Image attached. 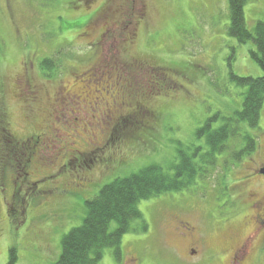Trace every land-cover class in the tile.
I'll return each instance as SVG.
<instances>
[{
  "label": "rangeland",
  "instance_id": "obj_1",
  "mask_svg": "<svg viewBox=\"0 0 264 264\" xmlns=\"http://www.w3.org/2000/svg\"><path fill=\"white\" fill-rule=\"evenodd\" d=\"M38 1L0 0V117L6 112L10 120L8 127L5 117L0 124V264L12 247L15 264L54 262L62 236L81 224L85 201L101 186L149 165L169 171L178 148L202 141L194 132L206 118L241 108L246 89L228 78V69L238 76L263 73L249 55L254 43L239 45L227 34L228 0H91L89 7L85 0H53L54 7ZM63 5L71 6L75 22H86L88 12L92 19L74 33L66 28ZM244 20L250 31L264 22V0H247ZM49 54L64 65L47 87L74 83L79 98L60 101L53 115L35 109L32 117L10 84L28 77L26 71L44 83L34 65L39 71L38 62ZM171 62L198 76L170 70ZM160 106L164 113L155 117ZM3 128L15 139L5 140ZM245 128L258 138L254 153L233 168L224 167L223 157L190 189L140 201L144 222H132L123 234L120 259L106 248L96 264H224L227 234L237 229L242 237L252 228L240 226L245 212L234 214L214 197L237 200L239 210L247 190L264 195L263 178L244 184L264 162V98L258 128ZM178 220L198 235L203 247L191 246L194 254L178 235ZM206 247L222 258L209 261ZM258 257L254 253L246 264H258Z\"/></svg>",
  "mask_w": 264,
  "mask_h": 264
},
{
  "label": "trees",
  "instance_id": "obj_2",
  "mask_svg": "<svg viewBox=\"0 0 264 264\" xmlns=\"http://www.w3.org/2000/svg\"><path fill=\"white\" fill-rule=\"evenodd\" d=\"M52 1L38 2L42 6H51ZM246 1L228 0L229 22L227 34L235 39L239 45L250 40L254 43L255 49H250L249 55L263 73L257 77L238 76L233 73L232 69H228V78L238 86L246 89L241 108L227 116L216 112L206 118L204 123L197 127L194 132V136L196 139L202 140L200 142L202 144H190L185 148H178L175 159L169 165V171H164L159 165H149L132 174L117 177L101 186L93 198L85 201V216L81 224L71 228L62 236L59 255L51 264H96L106 248H111L114 256L120 259V243L123 234L130 229L132 222L136 220L144 222L142 213L138 209L140 201L159 197L166 193L181 192L188 189V187L190 189L191 186L200 183L199 181H204L215 170L221 158L224 157L223 164L225 168H233L236 163L254 153L258 147V138L245 130V127L258 128L263 104L264 22L257 21L252 31L246 28L244 20ZM90 2L91 0H85L84 3L89 7L92 4ZM51 7H54V4ZM62 7L66 8V12H68L66 20L70 21L66 24V28L74 30V33L92 19L93 13L88 12L91 16L86 22H75L74 20L77 17L69 14L71 13V6L63 5ZM231 58L234 57L231 56ZM171 63L174 65L167 67L170 70H177L179 73H184V75L198 76L193 70L186 72L182 65L175 62ZM62 65H64V62L59 57L51 54L42 56L38 62L39 71L36 65H34V68L40 76H43L44 83L38 82L31 76V73L26 71L23 73L28 74V77L24 76L21 79L12 81L10 84L12 91H16L15 94L18 96L22 93V89L26 87L25 85L29 84L32 92L34 91L38 96V101L43 108H47L48 104H53L50 102L53 99L55 100L54 94L58 93L57 98H61L62 94L74 93V83L67 87L59 85L58 90L56 89L57 85H54L55 83L47 87L48 82L55 80L62 73ZM228 66L230 67V62H228ZM26 70H29V68H26ZM97 79H100V77ZM50 89L52 94L47 95L44 100L40 99L45 97L43 92ZM162 94L168 96V94ZM3 96L4 84L0 81V106L5 104L3 103ZM3 109H5V106ZM161 109L162 106L156 112L153 110L152 113L155 117L164 113ZM216 122L218 124L214 127ZM0 127L2 129L3 126L0 125ZM234 142H237L239 148L232 150L230 145ZM112 222H115L116 226L113 230H109ZM16 261V251L12 247L8 251L6 264H15Z\"/></svg>",
  "mask_w": 264,
  "mask_h": 264
},
{
  "label": "flooded vegetation",
  "instance_id": "obj_3",
  "mask_svg": "<svg viewBox=\"0 0 264 264\" xmlns=\"http://www.w3.org/2000/svg\"><path fill=\"white\" fill-rule=\"evenodd\" d=\"M26 87L22 89V93H20L18 96L15 94V96L22 101V103L25 105L29 116L31 109L32 117H34L35 112L38 108H43L42 104L38 101V96L33 93L30 89L29 84L25 85ZM58 93L54 94L53 101L48 104V107L45 108L50 112V115H53L57 110H59L60 101L64 99H70L73 97L76 98L78 96L77 94L72 93H66L62 94L61 98H57ZM37 96V97H36ZM79 98V96L77 97ZM29 109V110H28ZM4 117H5V124L8 127L10 124V121L7 118V113L5 112L4 116L0 117L1 122L4 123ZM53 117V116H52ZM50 117V120H53L54 118ZM1 124V123H0ZM8 131L6 132V129L3 128V136L5 138V135L11 137L10 139H15V136L11 133L9 128H7ZM6 139V138H5ZM7 140V139H6ZM30 139L28 138L26 142H28ZM38 141V139L36 140ZM25 141H22L20 143H26ZM9 144L11 142L8 141ZM8 143H4L1 145V147L8 146ZM264 169V162H261V164L255 166L253 168L252 173L250 174V178L246 176L244 184L249 183V180L252 178L258 177L264 179V174L260 173L261 170ZM246 199L245 203H243L238 210L237 208L240 206L237 200L222 197V196H215V200H218L220 206H226L228 209H234V214H241L243 212L244 220L241 222L240 226L241 228L245 227H251L252 232L250 231L246 235H243L242 237H239V230L235 229L234 231H230L227 234V239L223 243L222 252L227 253V257L224 264H246V262L251 258V256L255 253L258 257V264H262V255H264V195H260L257 191L253 189H249L245 192ZM191 198L194 197L190 196ZM232 200L231 202H229ZM216 203V201L214 202ZM247 212V213H246ZM177 223L179 224V227L183 228V231L179 232V237L184 241L188 254H194L195 251L191 248V246H196L198 248L203 247L198 240V235H196L195 229L190 226L187 222H183L181 220H178ZM209 250V251H208ZM206 253L205 257L209 261H217L220 260L221 254L219 251L216 250H210L208 247H206ZM264 257V256H263Z\"/></svg>",
  "mask_w": 264,
  "mask_h": 264
},
{
  "label": "water",
  "instance_id": "obj_4",
  "mask_svg": "<svg viewBox=\"0 0 264 264\" xmlns=\"http://www.w3.org/2000/svg\"><path fill=\"white\" fill-rule=\"evenodd\" d=\"M260 173L264 174V169L260 171Z\"/></svg>",
  "mask_w": 264,
  "mask_h": 264
}]
</instances>
